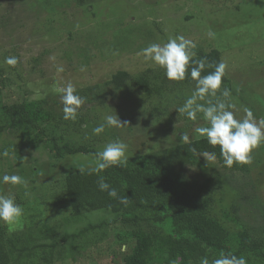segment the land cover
Listing matches in <instances>:
<instances>
[{"label": "trees", "instance_id": "16d2710c", "mask_svg": "<svg viewBox=\"0 0 264 264\" xmlns=\"http://www.w3.org/2000/svg\"><path fill=\"white\" fill-rule=\"evenodd\" d=\"M39 1H42L53 13L57 12L55 1ZM70 1L75 7L85 10L87 6L93 4V0ZM201 1L175 0L176 6L183 3L176 10L196 7ZM10 13L15 17V12ZM190 19L191 17H186L184 20L187 22ZM98 24L100 22L96 25ZM71 25L73 27L72 23ZM8 26L12 27L10 17L0 15V30L8 32L10 29ZM57 27V24L56 28L45 26L41 34L46 38L50 35L52 38L53 34L58 42L63 40L66 31L70 30L64 45L74 49L84 47L85 37L80 38L81 32L74 28L58 32L60 29ZM203 39L198 40L201 44L192 49L196 57L204 56L213 64L222 60L217 49L204 46ZM92 46L98 50L100 45L97 39ZM92 46L87 48L88 51H85L84 55L83 53L67 55L71 61L76 62L77 58L81 65L91 63L94 58L91 54ZM15 53L2 49L0 51V60L2 59L0 62V152L4 150L9 152V156L0 157V168L8 172L11 170V174L21 169V172L19 170L17 173H21L19 175L25 180L30 179L27 188L33 191H35L34 184L32 185L33 179L36 180L39 173L40 175L44 173L40 185L44 183L50 185L49 193L53 192V198L50 199L54 201L51 206L44 204V211L54 210L56 207L64 210L67 207L68 211L65 214L68 215L61 217L62 222L58 224L52 221L53 219L44 221L49 218L42 217L38 220L37 215L41 213L36 209L29 211L32 220L20 218L23 223L18 221L16 225L0 222V264H55L68 261L74 263L83 239L91 237L92 232H97L96 237H92L97 239V242L102 238L112 237L113 246L119 247L118 264H199L201 257L216 258L221 251L231 252L236 256L244 255L248 259V264H264V240L256 238L257 227L245 225L234 230V225L239 224L240 221L239 204L233 201L227 204L221 212L223 221L214 216L215 205L218 203L221 205V201H217L216 196L224 188L223 177L226 173L250 172L251 165L249 167L248 164H234L231 168L224 166L219 147L208 145L204 138H199L169 150L151 152L129 159L127 165L123 167L112 166L100 173H92L91 168H87L83 172L72 171L61 174L60 177L61 163L67 162L73 156L89 153L94 155V152L86 146L58 145L60 140H56L48 133L53 125L66 126L65 122H62L63 113L59 114L56 111L60 94L54 90L57 86H62L57 80L61 81L64 76L60 79L52 78L53 75H47L40 69L43 58L51 53V50H43L40 56L32 58L28 65L32 66L33 70L28 69L26 72H18L20 61L14 68L10 66L8 68V65L3 63L5 57ZM27 72L37 75L35 82L32 83V78L26 77ZM162 72L147 70L134 76L118 72L112 75L105 85L111 86L118 92L129 85L145 96H152L157 92L158 88L154 84L163 75ZM46 81L54 82L52 91L50 86L45 87ZM27 82H30V85ZM38 82H43L45 86H40ZM176 83L194 88V82L189 79L174 81V84ZM99 87V84H96L94 88L78 90L77 94L85 101L89 96L93 100L94 91ZM224 87L231 90L232 101L240 97L238 91L243 92L242 85L229 81L226 75L222 80V88ZM12 95H19L21 100L18 98L17 101L13 98L10 100ZM2 96L5 98L3 101ZM255 115L258 117L257 114ZM77 116H79L78 121L75 123L83 121L79 114ZM6 132H10L11 135L20 133L18 144L3 139ZM261 146L262 150L255 160L259 178L256 181L257 186L253 188L256 190L263 188L261 190L264 194V168L260 166L264 145ZM46 147L49 149L47 157H51L47 159L48 164L45 160L39 162V157L32 156L34 152L41 154V150ZM24 149L32 150L33 153L23 154ZM204 152L216 153L214 164L206 162L205 157L202 156ZM26 154H28L27 158L33 159V165L24 164ZM38 166L42 168L38 169ZM217 166L219 169H216ZM33 169L36 173L41 171L35 175ZM52 170L55 172L52 173ZM99 177H103L111 187L115 188L119 197L127 196L129 203L120 204L118 199L110 198L106 192L99 191L97 184ZM50 178L53 180L51 181ZM59 179L62 180L58 181ZM7 195H14L16 202L24 211L30 207L29 201L23 204L25 194L21 196L15 192H7ZM241 201L245 203L247 198L243 197ZM259 203L257 202V206L252 203L253 209H259ZM95 213L110 216V221H102L94 226L88 222L84 224V217ZM230 221L233 222L232 230L225 224ZM76 223L84 227L70 232L72 224Z\"/></svg>", "mask_w": 264, "mask_h": 264}, {"label": "rangeland", "instance_id": "374dc122", "mask_svg": "<svg viewBox=\"0 0 264 264\" xmlns=\"http://www.w3.org/2000/svg\"><path fill=\"white\" fill-rule=\"evenodd\" d=\"M52 1L56 2V13H53L39 0H0V15L9 16L13 27L8 26L10 28L8 32L0 30V51L2 49L9 53L16 52L18 55L16 53L15 55L21 62L17 70L26 72L28 69L33 70V67L28 65L32 58L40 56L43 50H51V53L43 58L40 69L47 75H53L52 78L60 79L64 76L60 79L61 81L57 80L61 82L60 85L71 81L78 91L87 87L94 88L96 84H99L100 87L94 91V99H90L89 96L78 111L83 121L75 123L77 119L75 121L62 120L66 126L59 125V127L51 124L54 128L50 126L52 128L48 133L56 140H60L58 145L86 146L95 153L105 144L119 139L128 145L127 155L129 159H132L151 152L169 150L184 143L180 139V133H188L191 141L202 138L193 131L195 127L205 125V122L199 118V114L197 121H191L175 110L182 106L192 94L193 87L174 84V81L164 78L163 72L154 84L158 89L152 96H145L129 85L120 92L105 85L111 76L118 72L134 76L147 70L163 71L151 62H145L142 56H137V53L150 43H163L174 35H184L194 40L196 46L201 44L198 40L201 41L204 38L206 48L217 49L221 59L228 64L226 76L229 81L240 83L243 87V92L238 91L240 97L235 98L233 102L238 107L249 106L258 118L264 117V4L261 0H202L196 7L191 5L192 7L182 11H177L176 8L182 6L183 3L176 6L175 0H93V4L87 6L86 10L75 7L69 0ZM11 3L12 6H10ZM10 12H15V17ZM186 17H191V19L186 22L184 20ZM99 22L100 24L96 25ZM56 24L60 29L58 32L71 28L81 32L80 38L85 37L84 47L74 49L64 45V40L70 30L66 31L63 40L58 42L53 34L52 38H50L51 35L46 38L44 34H41L45 26L56 28ZM209 31L215 33L214 37L207 35ZM95 39L100 45L98 50L92 46ZM55 41L57 43H52ZM90 46H92L91 54L94 58L91 63H86L87 65H81L77 58L76 62L71 61L67 55L80 53L84 55ZM114 46L116 47L113 48ZM58 65L63 66L62 73L56 71ZM81 67L85 70L81 71ZM26 77L32 78V83L38 78L36 74L29 72ZM53 83L46 81L45 86L43 82H38L40 86L43 85L46 88L50 86L51 91L54 87ZM27 84L30 85V82ZM12 96L10 100L11 98L21 100L19 95ZM3 99L5 98L2 96V101ZM58 100L60 101V98ZM4 102L9 104L5 100ZM60 104L59 102L56 109L59 114L62 112ZM114 112L120 121L126 124L121 128L105 126L102 133L94 135L93 128L103 123L106 115L114 114ZM19 134L12 133L11 135L10 132H6L2 138L18 144L21 138ZM261 150L262 146L253 150L252 163L248 164L252 168L250 172L226 173L223 177L224 188L216 196V200L221 201V205L220 203L215 205L214 216L223 221L221 212L227 204L233 201L240 206L238 211L240 221L239 224L234 225V230H238L240 226L254 225L257 227L256 238L264 240V194L261 190L263 188H257V190L253 188L257 186L256 181L259 178L255 160L258 159L257 156ZM25 152L33 153L32 150L27 149H24L23 154ZM48 153L49 149L46 147L41 150L42 155L36 152L31 155L39 157V162L45 160L48 164L51 158L47 157ZM27 157L28 154L24 156V164L33 165V159ZM205 159L211 164L215 162L206 157ZM94 163L93 154L73 156L59 165L61 166L59 176L94 167ZM39 166L38 169H41L42 167ZM260 166L264 168V154ZM216 169H219L218 166ZM0 170H2L0 175L12 172L3 170V168ZM19 170L21 172V169ZM19 170L13 171L14 174H21L17 173ZM40 171L36 173L34 170L35 175ZM53 172L55 171L52 170ZM38 175L39 177L36 180L33 179L32 183L35 191L29 187L11 185L4 187L0 184V193L15 192L21 196L25 194L23 204L28 201L31 204L21 218L32 220L30 212L37 209L36 211L41 213L37 215L38 220L44 217L49 218L44 221L53 219L52 221L60 224L61 217L68 215V213L65 214L68 208L65 207L62 210L56 207L54 210L44 211V204L51 206L54 202L50 199L53 198V192L49 193L51 190L49 184L40 185L44 173ZM50 180L52 181L53 178ZM27 181L30 184V179ZM29 191L32 193H28ZM243 197L247 198V202L241 201ZM257 202L262 203H259L258 211L252 206V203L257 206ZM102 221L109 222L110 216L95 213L84 217V224L88 222L94 226ZM19 222L23 223V220L20 219ZM225 224L231 227L230 230L233 229V222ZM83 227L84 225L79 223L72 224L70 232L75 229L81 230ZM92 233L91 237L83 239L74 263L68 261L55 264H118L120 262L119 247L113 246L112 237L102 238L97 242V239L92 238L96 237L97 232Z\"/></svg>", "mask_w": 264, "mask_h": 264}, {"label": "clouds", "instance_id": "9594fccd", "mask_svg": "<svg viewBox=\"0 0 264 264\" xmlns=\"http://www.w3.org/2000/svg\"><path fill=\"white\" fill-rule=\"evenodd\" d=\"M261 3L264 4V0H261ZM207 35L214 37L215 33L209 31ZM195 47L194 40L184 35H174L166 42L148 44L137 56H142L145 62H151L162 69L164 77L169 81L189 79L194 82L192 94L175 110L191 121H197L199 114L205 125L197 126L193 131L204 138L208 145L219 147L224 166L231 168L234 164H251L253 150L264 144V117L258 118L247 105L238 107L232 101L231 90L222 88V80L228 69L227 62L220 60L213 64L204 56L197 58L192 51ZM3 63L14 68L19 63V58L9 55L4 58ZM84 70L81 67V71ZM56 71L62 73L63 66L58 65ZM55 91L60 94L62 118L75 121L85 99L77 94L76 86L71 81L57 86ZM125 124L114 112L106 115L104 122L93 128L92 132L98 135L105 130V126L121 128ZM179 136L184 143H191L188 133H180ZM127 150L128 145L119 139L105 144L101 150L94 153L95 163L90 171L100 173L112 166H126L129 162ZM7 156V150L0 152V157ZM202 156L210 161L217 158L215 152H204ZM83 171L81 169V172ZM0 184L26 188L28 181L19 174L4 173L0 175ZM97 184L99 191L106 192L110 198L118 199L120 204L129 203V198L119 197L117 190L103 177L98 178ZM23 214L24 209L16 202L14 195L0 193V222L16 225ZM199 264H248V259L244 255L236 256L231 252L221 251L216 258L201 257Z\"/></svg>", "mask_w": 264, "mask_h": 264}]
</instances>
